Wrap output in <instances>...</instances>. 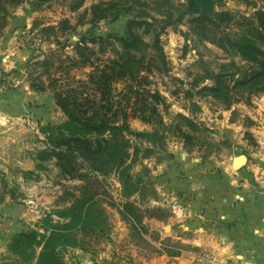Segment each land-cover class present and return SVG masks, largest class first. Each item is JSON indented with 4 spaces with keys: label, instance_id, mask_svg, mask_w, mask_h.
I'll return each mask as SVG.
<instances>
[{
    "label": "rangeland",
    "instance_id": "rangeland-1",
    "mask_svg": "<svg viewBox=\"0 0 264 264\" xmlns=\"http://www.w3.org/2000/svg\"><path fill=\"white\" fill-rule=\"evenodd\" d=\"M108 1L84 0L82 7L74 11L69 0L41 4L27 0L14 8L5 7L0 0V94L7 93V112L11 114L6 122L7 152L0 153L4 163L0 165V238L6 246L0 263L27 256L23 247L12 250L11 239L30 231L38 233L41 246L28 251L32 257L28 264H36L42 243L54 244L64 264H147L162 255L168 260L178 252L176 244L167 242L170 231H152L139 225L148 217H164L150 199L172 195L166 183L184 176L203 179L210 174H224L220 163L230 165L229 157L236 146L251 157L247 168L253 178L264 177V170H258L252 159L256 154L264 156V93L257 91L261 86L249 89L237 84L245 72H251L250 64L193 31L190 16L176 22L177 12L171 19L175 24L161 35L167 72L153 67L152 72L144 73L148 78L146 89L161 95L164 103L156 105L153 99L145 98L143 103H154L158 110L152 123L129 119L133 131L150 137L131 139L138 154L132 155V163V158L127 162L131 164L128 185L121 183L118 173L106 177L89 173L87 180L69 179L61 175L54 161L36 168L33 158L46 145L43 129L66 119L56 105L52 88L76 86L93 70L90 66H75L73 46L88 34L126 32L127 15L118 20L90 22V7ZM221 5L218 10L234 17L226 26L234 35L242 34L253 15L264 9V0H222ZM63 20L72 26L79 20L84 24L77 25L74 32L58 30ZM112 54L98 57L106 59ZM218 74L227 80L231 104L223 94L217 99L203 90L214 86ZM115 87L118 91L123 88L121 84ZM141 104L142 100L138 106ZM240 115L257 133L242 136L243 130L230 128V120L240 128ZM180 116L190 118L193 124ZM181 152L188 155L187 162H181ZM78 201L86 209L82 213L75 212L74 208L81 205Z\"/></svg>",
    "mask_w": 264,
    "mask_h": 264
},
{
    "label": "trees",
    "instance_id": "trees-1",
    "mask_svg": "<svg viewBox=\"0 0 264 264\" xmlns=\"http://www.w3.org/2000/svg\"><path fill=\"white\" fill-rule=\"evenodd\" d=\"M2 1L5 7L9 5L14 8L27 0ZM38 1L41 4L51 0ZM83 1L69 0L71 9L79 10ZM180 1L111 0L90 7L88 11L92 23L129 16L126 32L123 35L107 36L88 34L73 46L77 55V58L72 59L75 66H90L93 70L86 80L78 81L76 86L61 88L55 85L52 88L56 105L66 119L61 124H49L43 129L45 148L39 150L33 158L38 170L44 163L54 161L61 175L69 179L87 180L90 179L89 173L103 177L118 173L122 178L121 183L128 185L131 164L127 162L132 158V163V155L138 154L131 139L150 137V134L133 131L129 119L140 118L146 123H152L153 115L158 114L156 105L164 103L161 95L146 89L148 78L144 73L152 72L153 67L167 72L168 62L161 45V35L167 27L175 24L171 21L174 12L178 15L176 22L190 16L193 31L225 52L238 54L248 62L251 72H245L237 84L249 89L261 86L257 91L264 93V9L253 15L242 34L233 35L226 30V26L234 17L228 11L218 10L222 0ZM4 11L7 12L5 8ZM59 24L58 30L74 32L77 25L84 23L79 20L72 26L68 20H63ZM49 29L55 28H44V31ZM109 52L113 53L112 57H98L99 54ZM214 79V86L203 90L217 99L223 94L231 104L230 88L225 84L227 80H224V75L218 74ZM118 84L123 86L121 91L115 87ZM145 98L153 99L156 105L143 103ZM141 100L142 104L138 106ZM180 117L188 124H193L190 118ZM78 202L81 205L74 208L75 212L82 213L86 209L82 202ZM75 212L72 210L71 214ZM11 241L12 250L23 247L27 256L13 257L0 264H28L32 258L28 251L41 246L35 231L15 235ZM42 245L36 264H64L54 244ZM9 251L12 253L11 249Z\"/></svg>",
    "mask_w": 264,
    "mask_h": 264
},
{
    "label": "crops",
    "instance_id": "crops-1",
    "mask_svg": "<svg viewBox=\"0 0 264 264\" xmlns=\"http://www.w3.org/2000/svg\"><path fill=\"white\" fill-rule=\"evenodd\" d=\"M7 116H11L7 112V93H2L0 153L7 152ZM240 117H243L242 121L239 120L240 128L234 120L228 121L230 128L243 130L242 136L246 132L253 133L255 129L245 124L247 118ZM19 129L21 131L22 127ZM13 131L12 135H15ZM243 150L236 146L229 157L230 165L220 163L225 169L224 174H210L203 179L184 176L169 181L164 186L172 195L150 199L164 217H148L139 225L152 231L168 229L167 242L177 245L181 264H264V177L253 178L247 166L239 172H232L233 159L243 154ZM180 156L181 162L188 161L184 152ZM248 158L249 164L251 157ZM252 159L258 170H264L263 155L256 154ZM0 165L2 167L4 163L0 161ZM164 208L167 209L165 212ZM2 241L0 238V258L6 247ZM107 259L111 261L110 257ZM167 261L165 255L155 256L147 264H167Z\"/></svg>",
    "mask_w": 264,
    "mask_h": 264
},
{
    "label": "water",
    "instance_id": "water-1",
    "mask_svg": "<svg viewBox=\"0 0 264 264\" xmlns=\"http://www.w3.org/2000/svg\"><path fill=\"white\" fill-rule=\"evenodd\" d=\"M248 161H249V158L245 154H241L239 156H236L233 159V165H232L233 170L235 172H239V171L245 169L247 164H248Z\"/></svg>",
    "mask_w": 264,
    "mask_h": 264
},
{
    "label": "built area",
    "instance_id": "built-area-1",
    "mask_svg": "<svg viewBox=\"0 0 264 264\" xmlns=\"http://www.w3.org/2000/svg\"><path fill=\"white\" fill-rule=\"evenodd\" d=\"M167 263L168 264H181L178 256H169Z\"/></svg>",
    "mask_w": 264,
    "mask_h": 264
}]
</instances>
